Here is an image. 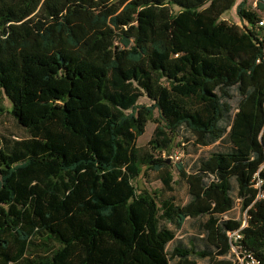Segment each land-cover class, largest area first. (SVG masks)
<instances>
[{
	"label": "trees",
	"instance_id": "1",
	"mask_svg": "<svg viewBox=\"0 0 264 264\" xmlns=\"http://www.w3.org/2000/svg\"><path fill=\"white\" fill-rule=\"evenodd\" d=\"M235 3L0 0V115L26 132L0 140V264H264V0ZM181 133L229 149L175 178ZM188 219L205 246L169 251Z\"/></svg>",
	"mask_w": 264,
	"mask_h": 264
},
{
	"label": "rangeland",
	"instance_id": "2",
	"mask_svg": "<svg viewBox=\"0 0 264 264\" xmlns=\"http://www.w3.org/2000/svg\"><path fill=\"white\" fill-rule=\"evenodd\" d=\"M244 0H236L235 5L227 11L223 16L222 19H227L234 23H239V16H238V7ZM261 0H248V6L256 9ZM209 3L206 4L208 6ZM262 18L264 19V11L260 12ZM263 33H264V26H263ZM141 103L149 104L148 99L143 98L140 100ZM6 104L9 106L10 102L6 100ZM156 119H159V112L158 110L155 111ZM158 123L156 121H151L148 123L146 127L145 134L140 137L137 141L138 146H146L149 140L153 137L155 129L158 127ZM2 136H7L11 140L14 138H23L26 136V132L19 127L16 122L14 121L13 117L10 114H2L0 115V140ZM186 137L188 134L181 133L177 139L175 140V146L169 152H164L162 154L163 158L170 159L171 164V171L175 175V178L178 177V170L176 168L177 164L181 163L185 166V169L188 172H193L197 168L198 162L201 158L208 157L212 152L216 151H227L229 149V143L225 140L218 141L210 146L207 147H200L195 146L193 144V140L187 141ZM157 174L151 172L148 177L142 175L140 178L134 181V184L139 189H146L150 192H156L163 187V184L160 180H155V176ZM232 195L235 196L236 187L235 183L233 184ZM180 198L184 200H188L187 196V187L185 185L179 191ZM226 218H235L238 220H244L243 225H246V217L247 214L241 208L240 203L238 200L236 201V205L234 208L225 215ZM201 232L199 229V220L195 219H188L183 226V229L177 233L175 240L171 242L168 246V250H172L176 245H182L184 247H192L199 249L205 246L203 239L201 238ZM235 256H228L227 259L231 260L233 264H239L240 262V253L238 251L233 254ZM201 263H204L201 261Z\"/></svg>",
	"mask_w": 264,
	"mask_h": 264
},
{
	"label": "built area",
	"instance_id": "3",
	"mask_svg": "<svg viewBox=\"0 0 264 264\" xmlns=\"http://www.w3.org/2000/svg\"><path fill=\"white\" fill-rule=\"evenodd\" d=\"M259 25L261 26V27H263L264 26V19L261 21V22H259ZM231 235V237H233L234 235H236V233H232V234H230ZM237 238H239L240 236L239 235H237L236 236ZM234 251L236 252V249L234 248ZM251 258V260H249V259H246V258ZM239 264H258L252 257H251V255H247V256H245V257H241L240 258V262H239Z\"/></svg>",
	"mask_w": 264,
	"mask_h": 264
},
{
	"label": "water",
	"instance_id": "4",
	"mask_svg": "<svg viewBox=\"0 0 264 264\" xmlns=\"http://www.w3.org/2000/svg\"><path fill=\"white\" fill-rule=\"evenodd\" d=\"M167 162L170 163V159H168Z\"/></svg>",
	"mask_w": 264,
	"mask_h": 264
},
{
	"label": "crops",
	"instance_id": "5",
	"mask_svg": "<svg viewBox=\"0 0 264 264\" xmlns=\"http://www.w3.org/2000/svg\"><path fill=\"white\" fill-rule=\"evenodd\" d=\"M239 21H240V19H239ZM240 23H241V21L239 23L237 22V24H240Z\"/></svg>",
	"mask_w": 264,
	"mask_h": 264
}]
</instances>
